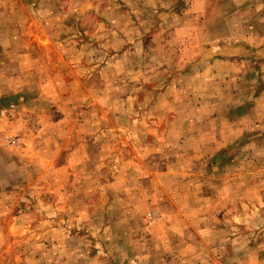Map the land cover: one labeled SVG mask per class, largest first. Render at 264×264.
I'll return each instance as SVG.
<instances>
[{"label": "rangeland", "instance_id": "obj_1", "mask_svg": "<svg viewBox=\"0 0 264 264\" xmlns=\"http://www.w3.org/2000/svg\"><path fill=\"white\" fill-rule=\"evenodd\" d=\"M149 3L0 0V264H264V66Z\"/></svg>", "mask_w": 264, "mask_h": 264}, {"label": "crops", "instance_id": "obj_2", "mask_svg": "<svg viewBox=\"0 0 264 264\" xmlns=\"http://www.w3.org/2000/svg\"><path fill=\"white\" fill-rule=\"evenodd\" d=\"M147 1L149 5L155 2L153 7L151 5L154 12L164 8L161 14L170 19L168 24L161 26L164 29L161 39L164 40V47L175 42L177 47L194 49L198 57L192 63L206 65L207 68L197 71V67L191 72L193 77L207 82L217 80L229 83L236 79L240 64L264 66V0ZM239 11L244 13L243 22L233 19ZM201 17L211 24L202 22L199 27ZM179 62L188 63L183 57Z\"/></svg>", "mask_w": 264, "mask_h": 264}]
</instances>
